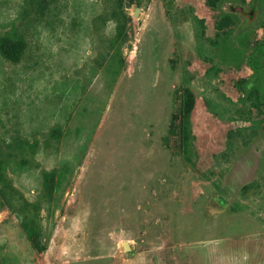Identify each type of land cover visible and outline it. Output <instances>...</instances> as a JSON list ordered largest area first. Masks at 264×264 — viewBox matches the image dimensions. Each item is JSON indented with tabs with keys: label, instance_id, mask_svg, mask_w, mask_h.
I'll return each mask as SVG.
<instances>
[{
	"label": "rangeland",
	"instance_id": "obj_1",
	"mask_svg": "<svg viewBox=\"0 0 264 264\" xmlns=\"http://www.w3.org/2000/svg\"><path fill=\"white\" fill-rule=\"evenodd\" d=\"M216 1L0 0V264H264V1Z\"/></svg>",
	"mask_w": 264,
	"mask_h": 264
},
{
	"label": "trees",
	"instance_id": "obj_2",
	"mask_svg": "<svg viewBox=\"0 0 264 264\" xmlns=\"http://www.w3.org/2000/svg\"><path fill=\"white\" fill-rule=\"evenodd\" d=\"M206 1L211 7L216 6V2H217L216 0H206ZM259 1L260 0H252L253 3L250 6L252 7L251 8L252 10L250 12L251 18L253 17V13L255 14L256 6ZM243 41H240V42H243ZM262 59H264V38L262 41H260L258 44L255 45V47L252 49L251 53L249 54L248 60H247L248 64L252 67L256 76L258 73L264 70V61H262ZM252 82H253V76L243 80L242 82L243 87L248 90L247 92H251L252 87L253 89H257V90L260 89V85H258L257 83L251 84ZM251 85L252 87H250ZM184 97L185 98L182 100L181 108H180V115H181L180 126L184 134H186L187 136V134L191 133L190 115L194 108L195 99H194L193 93L188 89L184 90ZM187 138L188 137H185V139Z\"/></svg>",
	"mask_w": 264,
	"mask_h": 264
},
{
	"label": "water",
	"instance_id": "obj_3",
	"mask_svg": "<svg viewBox=\"0 0 264 264\" xmlns=\"http://www.w3.org/2000/svg\"><path fill=\"white\" fill-rule=\"evenodd\" d=\"M136 13H137V11H136ZM125 243L127 244V242H125ZM125 243H124V244H125ZM124 246H125V245H124ZM125 247H128V244H127V246H125Z\"/></svg>",
	"mask_w": 264,
	"mask_h": 264
},
{
	"label": "bare ground",
	"instance_id": "obj_4",
	"mask_svg": "<svg viewBox=\"0 0 264 264\" xmlns=\"http://www.w3.org/2000/svg\"><path fill=\"white\" fill-rule=\"evenodd\" d=\"M124 245H125V246H127V244H126V243H125Z\"/></svg>",
	"mask_w": 264,
	"mask_h": 264
}]
</instances>
